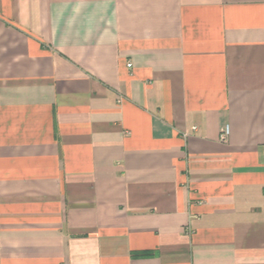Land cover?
<instances>
[{
	"label": "crops",
	"instance_id": "crops-1",
	"mask_svg": "<svg viewBox=\"0 0 264 264\" xmlns=\"http://www.w3.org/2000/svg\"><path fill=\"white\" fill-rule=\"evenodd\" d=\"M0 264H264V0H0Z\"/></svg>",
	"mask_w": 264,
	"mask_h": 264
},
{
	"label": "built area",
	"instance_id": "built-area-1",
	"mask_svg": "<svg viewBox=\"0 0 264 264\" xmlns=\"http://www.w3.org/2000/svg\"><path fill=\"white\" fill-rule=\"evenodd\" d=\"M228 134H229V129L228 128H224L222 133H221V139L225 140L227 138Z\"/></svg>",
	"mask_w": 264,
	"mask_h": 264
}]
</instances>
